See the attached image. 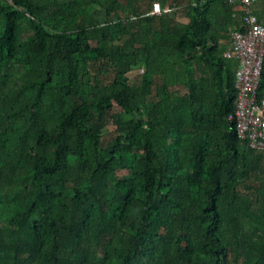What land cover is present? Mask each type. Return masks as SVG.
<instances>
[{"label": "trees", "instance_id": "obj_1", "mask_svg": "<svg viewBox=\"0 0 264 264\" xmlns=\"http://www.w3.org/2000/svg\"><path fill=\"white\" fill-rule=\"evenodd\" d=\"M230 9L0 0V264H264Z\"/></svg>", "mask_w": 264, "mask_h": 264}, {"label": "built area", "instance_id": "obj_2", "mask_svg": "<svg viewBox=\"0 0 264 264\" xmlns=\"http://www.w3.org/2000/svg\"><path fill=\"white\" fill-rule=\"evenodd\" d=\"M231 6L232 22L227 26L229 46L224 58L234 61L233 83L236 89L234 109L226 120L234 124L237 136L253 149L264 150V94L259 96L264 55V0H226ZM170 3L154 1L147 14H169Z\"/></svg>", "mask_w": 264, "mask_h": 264}, {"label": "rangeland", "instance_id": "obj_3", "mask_svg": "<svg viewBox=\"0 0 264 264\" xmlns=\"http://www.w3.org/2000/svg\"><path fill=\"white\" fill-rule=\"evenodd\" d=\"M113 127H114V125L109 122V124L107 125V130H112Z\"/></svg>", "mask_w": 264, "mask_h": 264}]
</instances>
